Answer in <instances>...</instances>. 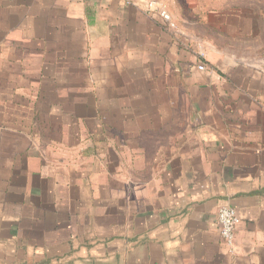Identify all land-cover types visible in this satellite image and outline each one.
<instances>
[{"label":"crops","instance_id":"1","mask_svg":"<svg viewBox=\"0 0 264 264\" xmlns=\"http://www.w3.org/2000/svg\"><path fill=\"white\" fill-rule=\"evenodd\" d=\"M0 264H264V0H0Z\"/></svg>","mask_w":264,"mask_h":264},{"label":"built area","instance_id":"2","mask_svg":"<svg viewBox=\"0 0 264 264\" xmlns=\"http://www.w3.org/2000/svg\"><path fill=\"white\" fill-rule=\"evenodd\" d=\"M161 15L165 20H170V15L167 11H161ZM199 70H205L206 65L204 63L198 64ZM218 220L220 223V232L225 241L229 244L233 243L235 230L241 221L237 210L230 205L222 206L218 211Z\"/></svg>","mask_w":264,"mask_h":264}]
</instances>
